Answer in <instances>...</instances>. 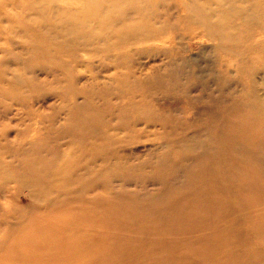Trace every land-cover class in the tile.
<instances>
[{"label": "rangeland", "instance_id": "1", "mask_svg": "<svg viewBox=\"0 0 264 264\" xmlns=\"http://www.w3.org/2000/svg\"><path fill=\"white\" fill-rule=\"evenodd\" d=\"M204 7L0 0V264H264L259 56Z\"/></svg>", "mask_w": 264, "mask_h": 264}, {"label": "bare ground", "instance_id": "2", "mask_svg": "<svg viewBox=\"0 0 264 264\" xmlns=\"http://www.w3.org/2000/svg\"><path fill=\"white\" fill-rule=\"evenodd\" d=\"M236 3H238L239 7L237 10L232 11L223 0H203V4H205L204 9H211L213 18H209L208 15H204L199 12L200 9H198L195 11V19H197L200 25L207 27V30L210 32L209 35L212 33L220 34L224 31L226 33L224 35L227 36L226 30L239 34H232V37H225V41H233L235 44H241L242 42L249 54H256L259 56L257 57L258 59L256 58L257 60L248 59L247 62L249 63V72L253 75L251 80L254 83L261 82L264 85V78L259 75V71L264 72V44L262 43L264 40L259 39L264 34V20H260V18L264 16V0H236ZM194 9H196V7H194ZM250 10H253L256 15L253 16ZM249 12L252 18L249 16ZM236 16H239L240 20H233ZM207 18L211 19L212 22H209ZM234 21L237 22L232 24ZM233 28H237L238 31H232ZM258 35H260V37ZM254 39L258 40L256 43L259 46L253 41ZM236 57L238 58V56ZM257 74L259 75L258 79L255 77ZM254 101H257L258 105H256L253 112L255 113V117L260 120L264 115V101L257 96ZM261 139H264V137H261ZM29 183L34 182L30 180Z\"/></svg>", "mask_w": 264, "mask_h": 264}]
</instances>
